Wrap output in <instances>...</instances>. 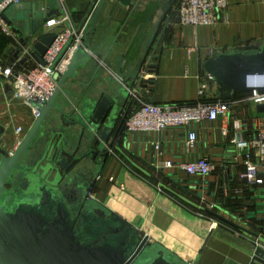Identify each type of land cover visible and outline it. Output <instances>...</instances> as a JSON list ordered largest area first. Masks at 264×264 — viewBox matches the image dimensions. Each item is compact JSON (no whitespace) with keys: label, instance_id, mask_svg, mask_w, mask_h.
I'll use <instances>...</instances> for the list:
<instances>
[{"label":"crops","instance_id":"1","mask_svg":"<svg viewBox=\"0 0 264 264\" xmlns=\"http://www.w3.org/2000/svg\"><path fill=\"white\" fill-rule=\"evenodd\" d=\"M46 1L21 0L15 7L28 11L32 6L38 8L42 4L45 8ZM50 1L51 17L67 18L64 24L53 27L61 31L64 27L76 26L89 0ZM178 1L131 0V4L122 10L110 13L107 8L99 15L87 34L92 54L88 65L80 68L77 77L67 81L76 83L65 87L69 96L65 114L54 108L49 110L20 163L32 166L38 159L30 157L34 148L48 149L51 146V149H58L59 156L67 157L69 161L79 157L77 167L93 168L90 159L83 156L91 145L87 141V129L81 126L80 122L84 121L79 113L85 112L89 100L99 98L102 93L113 95V89L120 86L130 93V98H133L131 94H137L153 103L192 102L197 98L199 77L205 73L203 64L207 59L219 52L250 50L264 44V0H227L225 18L212 25L181 26L175 16L168 26L161 50L156 52L158 57L149 65L147 59L152 47L143 50L144 44L152 33L156 37L160 34L167 17L176 11ZM3 21L8 26L6 19ZM44 22L40 32L47 31ZM89 22L90 19L84 30ZM20 48L22 50L18 36H7L0 27V67ZM24 56L21 52L17 58L21 69L34 63L29 58L22 61ZM209 94L220 98L226 92L221 91L215 82L210 84ZM241 98L238 94L233 100L237 102ZM243 105L239 103V107L233 109L235 117L230 120V129L248 132L253 118L264 122V113L256 112L253 106ZM34 121L32 106L11 98L9 85L1 80L0 148L4 151L10 148L17 127L22 128L20 138L23 139ZM196 127L199 137L197 150L215 165L209 176H188L175 167L166 166L168 161L177 163L190 159L184 145L187 127L167 129L161 133H134L133 138L126 134L128 143L122 138L120 151H111L91 195L137 226L151 242L161 244L188 264H249L252 247L249 235L220 223L219 229L213 227L212 222L215 221L197 214L196 208L168 191L158 189L159 184H165L193 200L200 186L192 181H214L210 191L202 188L203 199L211 201L212 192L222 183L231 204H255L249 210L261 212L257 216L264 217V183L249 185L242 179L245 167L241 159H233L228 139L220 133L221 121L206 122ZM259 174L263 176L262 169ZM180 179L186 183H177ZM216 212L247 230L251 228L246 224H258L254 220H237L234 213L226 208Z\"/></svg>","mask_w":264,"mask_h":264},{"label":"water","instance_id":"2","mask_svg":"<svg viewBox=\"0 0 264 264\" xmlns=\"http://www.w3.org/2000/svg\"><path fill=\"white\" fill-rule=\"evenodd\" d=\"M50 2L46 1L45 8L40 4L38 8L32 6L28 11H22L20 7L13 5L0 15L18 36L21 46H30L31 55L42 65L44 64L42 56L60 32L54 28L40 32L45 19L53 14L48 6ZM130 4L131 0H89L86 11L80 14L76 26L73 27L75 35L82 33V46H78L72 53L65 70L58 77L57 86L51 97L42 104H37L33 100L28 101L32 107L40 111V114L14 155L0 158V264H188L161 244L151 242L137 226L91 195V189L111 151H120L122 138L128 143V138L124 135L131 134L133 138V133L124 131V123L135 102L130 98V93L120 86L113 89V95L102 93L99 98L89 100L85 112L79 111L84 121L80 122L81 126L87 129L86 137L91 145L86 157L94 167L79 168L76 165L79 164V158L73 157L69 161L67 157L59 156L56 148L51 159L52 164L49 163V169L55 171L54 179L49 180L45 173L39 175L40 181L36 180L39 194L26 195L15 202L14 209H7V204L12 199L5 189L7 177L13 170L23 168L19 163L37 137L49 110L54 108L62 115L65 114L64 107L69 101L65 87L76 83L67 81L77 77L80 68L88 65L92 54L89 51L87 34L99 15L105 13L107 8V12L111 13ZM175 16L176 11L167 17L160 34L156 37V34L152 33L144 44L143 50L152 47L147 59L149 65L152 59L158 57L156 52L161 50L168 26L174 21ZM89 19L90 22L84 30V25ZM75 35L71 37V41L75 39ZM21 52V48L18 49L6 64H11ZM26 60L27 57L24 56L22 61ZM203 70L214 78L219 87L232 95L252 90L264 94V44L250 50L219 52L204 62ZM142 76L143 73L140 79ZM255 111L264 113V103L255 105ZM0 152L4 154L2 149ZM84 172L89 174V184L78 185L80 190L84 189V197L78 208H75L68 205L55 187L63 178L72 181L79 174L86 175ZM160 174L164 176L162 171ZM178 181L177 183L182 181L186 183L185 180ZM192 182L200 186L197 197L206 205L212 203L203 199L202 188L210 191L215 182L209 180ZM159 186L170 191L164 184ZM178 196L195 208L213 215L217 221H222L238 232L249 235L252 241L249 264H264V217L257 216L261 212L246 211L255 207V204H240L244 212L234 213L237 220L244 222L254 220L258 223L246 224L251 228L247 230L205 206L197 205L184 196ZM215 207L216 210H223L218 205Z\"/></svg>","mask_w":264,"mask_h":264},{"label":"built area","instance_id":"3","mask_svg":"<svg viewBox=\"0 0 264 264\" xmlns=\"http://www.w3.org/2000/svg\"><path fill=\"white\" fill-rule=\"evenodd\" d=\"M21 0L0 1V15L8 7L17 5ZM227 0H179L176 8L177 21L181 26L212 25L225 18ZM67 22L65 16H56L44 22V28L49 30ZM0 27L7 36H15L12 30L4 24L0 17ZM73 27H64L57 33L55 39L42 56L44 64L37 62L31 55L30 46L22 47V55H25L34 63L28 68H19L18 59L11 64L0 67V81L6 82L11 90V98L28 103L29 100L42 104L53 94L58 77L65 70L69 58L78 46H82V33L75 35ZM85 50L86 48L83 47ZM215 83L212 76L207 73L199 77L197 86V98L192 102L153 103L143 100L137 94H131L134 99V107L124 123V131L127 133H161L167 129H179L187 127L184 141L186 152L190 153V159L177 163L166 162V166L175 167L177 171L188 176H199L205 178L214 170L215 165L208 156L197 150L199 143L196 125L206 122L213 123L221 121L220 133L228 139L232 157L235 161L242 160L245 172L241 175L247 184L264 183V122L253 118L250 122V130L230 129V120H234V110L239 103H248L255 107L264 103V94H258L255 90L246 92L241 100H223L209 94V86ZM234 109V110H233ZM32 114L36 119L40 111L32 107ZM251 121V120H250ZM194 124L195 127H192ZM21 127L14 129V138L10 148L5 150L7 157L14 155L19 148ZM157 148L159 146H156ZM263 170V176L259 174ZM226 191H224L225 193ZM212 202L206 207L210 210L216 209ZM212 226L219 227V221L211 218Z\"/></svg>","mask_w":264,"mask_h":264},{"label":"flooded vegetation","instance_id":"4","mask_svg":"<svg viewBox=\"0 0 264 264\" xmlns=\"http://www.w3.org/2000/svg\"><path fill=\"white\" fill-rule=\"evenodd\" d=\"M54 147V146H53ZM1 149V148H0ZM4 151V150H3ZM89 151V150H88ZM55 152V147L51 149V146L46 149H35L31 153V159H36L32 166H25L22 163H19L23 168L15 169L11 172V174L7 177L5 181V189L7 194H10L12 199L7 204V209H14L15 202L20 200L22 197L26 195H34L39 194L38 185L36 184V180H39L38 176L45 173L49 180H53L55 177V171L49 169V165L52 164V157ZM87 153V152H86ZM86 153L83 155L84 158ZM7 157V155L2 154L0 152V158ZM79 157H76L78 159ZM58 160L59 157L57 156ZM21 162V161H20ZM80 162V158L78 163ZM50 163V164H49ZM78 165V164H76ZM85 173V172H84ZM86 175H78L72 181H68L67 178H63L57 185L56 191L62 195L68 205H72L75 208H78L81 200L83 199V191L84 189H79L78 185L85 183L87 186L89 184L88 180L90 179L89 174ZM40 181V180H39ZM84 185V186H85ZM2 200V199H1ZM73 213V212H72Z\"/></svg>","mask_w":264,"mask_h":264},{"label":"trees","instance_id":"5","mask_svg":"<svg viewBox=\"0 0 264 264\" xmlns=\"http://www.w3.org/2000/svg\"><path fill=\"white\" fill-rule=\"evenodd\" d=\"M220 89H221V91H223V92H226V94L224 95V97H220L221 99H223V100H233V98L234 97H236L238 94H241V96L242 95H245V93H236L235 95H232L230 92H228V91H226L225 89H223V88H221L220 87ZM165 185V184H164ZM166 186V185H165ZM168 187V186H167ZM163 188V187H162ZM169 189H170V191L169 190H166V189H164V190H166V191H168L169 193H171V194H173L174 196H176L177 198H179L180 200H182L178 195H181L180 193H178V192H176V191H174V190H172L170 187H168ZM224 184H222V183H220L218 186H217V188L212 192L213 193V199L211 200L212 202H214L216 205H218V206H220V207H222V208H226V209H229L232 213H240V212H244V209H243V207H241L240 206V204H231L230 202H229V199L227 198V196L225 195V193H224ZM181 196H183V195H181ZM194 196H196V194L194 195ZM197 197V196H196ZM196 197H193L196 201H200V203H197V202H194L193 200H190V201H192L193 203H195V204H197V205H200V206H205L206 207V204L205 203H203V202H201V199L200 198H196ZM186 198V197H185ZM183 201V200H182ZM183 202H185V201H183ZM186 203V202H185ZM186 204H188V203H186ZM192 206V205H191ZM194 207V206H193ZM195 208V207H194ZM197 210H200V209H198V208H196ZM247 210H249V209H246V211ZM200 211H202V212H205V211H203V210H200ZM212 211L213 212H216V209H212ZM249 212H250V210H249ZM205 213H207V212H205ZM208 215H210L211 217H213L214 218V216L213 215H211V214H209V213H207ZM219 223L220 224H223V225H227V226H229L228 224H226V223H224V222H222V221H219ZM218 228H220V227H218Z\"/></svg>","mask_w":264,"mask_h":264},{"label":"rangeland","instance_id":"6","mask_svg":"<svg viewBox=\"0 0 264 264\" xmlns=\"http://www.w3.org/2000/svg\"><path fill=\"white\" fill-rule=\"evenodd\" d=\"M242 96H244V95H242ZM244 105V107H249V108H251L252 106L251 105H249L248 103H246V102H244L243 103ZM237 108V107H236ZM158 189H160V190H163V188H161L160 186H158ZM203 201V200H202ZM201 201V202H202ZM195 212L197 213V214H199V215H203V216H205L206 217V219L207 218H209V219H207V220H210L211 218H213V217H211L210 215H208L207 213H205V212H202V211H200V210H195ZM204 217V218H205ZM219 227H221V225H219Z\"/></svg>","mask_w":264,"mask_h":264}]
</instances>
